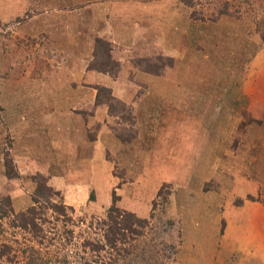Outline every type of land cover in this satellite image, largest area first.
<instances>
[{
  "label": "rangeland",
  "instance_id": "obj_1",
  "mask_svg": "<svg viewBox=\"0 0 264 264\" xmlns=\"http://www.w3.org/2000/svg\"><path fill=\"white\" fill-rule=\"evenodd\" d=\"M37 203L36 264H264V0H0V209ZM111 205L147 223L90 253Z\"/></svg>",
  "mask_w": 264,
  "mask_h": 264
},
{
  "label": "trees",
  "instance_id": "obj_2",
  "mask_svg": "<svg viewBox=\"0 0 264 264\" xmlns=\"http://www.w3.org/2000/svg\"><path fill=\"white\" fill-rule=\"evenodd\" d=\"M35 202H37L34 199ZM45 205V206H44ZM44 205L38 206L32 205L27 207L25 210L14 214L11 207L7 205V212L0 209V219L4 216L10 214V223L8 224L11 229L21 230V232L26 231L34 234V238L45 236L39 235L42 232L41 228V217L42 212L46 209L52 212H60L59 215L64 216L63 207L53 203H45ZM66 208V207H65ZM101 231H102V243L93 245L90 240L84 242V246L90 247V253L98 252L104 247L109 250L112 249L117 254L118 244L124 242L129 237H134L137 239L139 235L142 234V229L145 227L147 220L145 218L137 217L134 213L120 209L115 205H111L108 211L105 213V217L100 220ZM54 228V227H53ZM51 228V229H53ZM0 231H4L3 227L0 225ZM11 236V241L8 242L4 236L0 237V264H36L37 259L40 260L39 250L35 249L33 245H19L16 239ZM52 236V235H51ZM42 238H38L35 243L42 245ZM56 238H54V241ZM100 242V241H99ZM47 244L52 246L50 239L47 240ZM92 247V248H91ZM123 250L128 253L127 249L123 247ZM42 264V262L40 263Z\"/></svg>",
  "mask_w": 264,
  "mask_h": 264
},
{
  "label": "crops",
  "instance_id": "obj_3",
  "mask_svg": "<svg viewBox=\"0 0 264 264\" xmlns=\"http://www.w3.org/2000/svg\"><path fill=\"white\" fill-rule=\"evenodd\" d=\"M120 9V11H122V9L121 8H119ZM125 10H123L122 12H118V14H124V17H125V15H128V12H132L133 13V11L134 12H137V13H139V14H142V13H144V14H147L146 16H148V12L149 11H151V9L150 8H147V12L146 11H144L145 10V8L144 7H142V6H139V7H135L134 9L133 8H124ZM127 10H129V11H127ZM114 14V13H113ZM127 21L130 19V18H125ZM125 19H123V17L122 18H115V17H112V19H111V21L110 22H112L113 24L111 25V27H112V29H110L111 31H116L117 29H118V27L117 28H115V26H117L118 24H123L124 22L123 21H121L120 22V20H125ZM109 22V23H110ZM138 22L140 23V21L138 20ZM145 42V41H144ZM169 43H171V41H168ZM169 43H164L165 45H169ZM165 45H163V46H165ZM244 130V129H243ZM247 129H245L244 130V132L246 131ZM231 129L230 128H225V130H224V133L223 134H221V136L219 137V141H222V142H224V143H226V141L227 140H230V137H231ZM68 138V140H69V142H70V139H69V137H67Z\"/></svg>",
  "mask_w": 264,
  "mask_h": 264
}]
</instances>
